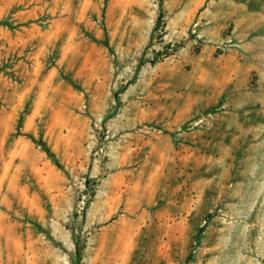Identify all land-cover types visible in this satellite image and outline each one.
Segmentation results:
<instances>
[{"label":"rangeland","instance_id":"rangeland-1","mask_svg":"<svg viewBox=\"0 0 264 264\" xmlns=\"http://www.w3.org/2000/svg\"><path fill=\"white\" fill-rule=\"evenodd\" d=\"M160 1L0 0V264H264V0Z\"/></svg>","mask_w":264,"mask_h":264},{"label":"trees","instance_id":"trees-1","mask_svg":"<svg viewBox=\"0 0 264 264\" xmlns=\"http://www.w3.org/2000/svg\"><path fill=\"white\" fill-rule=\"evenodd\" d=\"M162 14H163V10H162V0H161L160 1V13H159L158 20H160L162 18ZM156 28L157 27H155V29ZM42 147H43L44 151L49 155L51 160L59 165V159L57 158L55 152L50 148V146L46 142H43ZM78 254L80 257V252Z\"/></svg>","mask_w":264,"mask_h":264}]
</instances>
